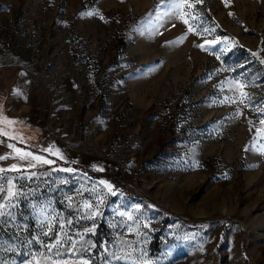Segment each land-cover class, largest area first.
I'll use <instances>...</instances> for the list:
<instances>
[{"label":"rangeland","instance_id":"rangeland-1","mask_svg":"<svg viewBox=\"0 0 264 264\" xmlns=\"http://www.w3.org/2000/svg\"><path fill=\"white\" fill-rule=\"evenodd\" d=\"M0 264H264V0H0Z\"/></svg>","mask_w":264,"mask_h":264},{"label":"crops","instance_id":"crops-1","mask_svg":"<svg viewBox=\"0 0 264 264\" xmlns=\"http://www.w3.org/2000/svg\"><path fill=\"white\" fill-rule=\"evenodd\" d=\"M127 73L128 74L127 75L125 74V76H124L125 80H123V79L119 80L117 82V85L115 86V88H113L114 98L119 97V99H120L119 101L123 102L122 100H125L127 98L126 96L129 93V97H132L133 100L137 101V99H138V95H137L138 87L140 86V84L149 81L148 78L150 77L151 74L146 72V71H141L139 69H128ZM142 87H145L147 89L146 84H145V86H142ZM142 87H140V88H142ZM130 101H132V100H130ZM140 101H141V105H143L145 107H148L151 103L147 100L146 96L140 97ZM95 125H103V123L98 122ZM97 127L99 129L98 131L102 132L103 126H97ZM34 139L35 140L37 139L36 135L34 136ZM45 143L46 142L41 141V142H38L37 145L39 148H41V145L45 144ZM21 146H22V144H21ZM34 149H35V147H34ZM34 152H36V150Z\"/></svg>","mask_w":264,"mask_h":264},{"label":"snow or ice","instance_id":"snow-or-ice-1","mask_svg":"<svg viewBox=\"0 0 264 264\" xmlns=\"http://www.w3.org/2000/svg\"><path fill=\"white\" fill-rule=\"evenodd\" d=\"M185 23H187V21H185ZM199 47H203V45H198ZM17 151H19V149H17ZM24 156H30L31 155V153H24L23 154ZM34 159H36V160H39V159H41L40 157H34ZM45 163H51V161H47V160H45L44 161ZM102 183H104L103 181H102ZM108 187L109 188H111V185H108ZM11 194V193H10Z\"/></svg>","mask_w":264,"mask_h":264},{"label":"trees","instance_id":"trees-1","mask_svg":"<svg viewBox=\"0 0 264 264\" xmlns=\"http://www.w3.org/2000/svg\"><path fill=\"white\" fill-rule=\"evenodd\" d=\"M5 138V137H3ZM6 139V138H5ZM59 165H62L61 163H59ZM65 165V164H64ZM154 248H158L157 244H154Z\"/></svg>","mask_w":264,"mask_h":264}]
</instances>
